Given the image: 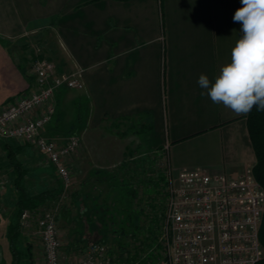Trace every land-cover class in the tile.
Returning a JSON list of instances; mask_svg holds the SVG:
<instances>
[{"label":"crops","instance_id":"0c3cea01","mask_svg":"<svg viewBox=\"0 0 264 264\" xmlns=\"http://www.w3.org/2000/svg\"><path fill=\"white\" fill-rule=\"evenodd\" d=\"M240 7L241 0H0V110L30 90V59L45 57L58 71H81L84 82L82 90L55 92L46 137L61 142L71 136L68 130L82 111L81 136L140 118L149 132L138 137V158L166 147L173 174L196 169L237 175L256 163L246 115L201 96L197 81L201 74L213 79L230 62L242 35L233 21ZM100 146L92 153L84 144L68 169L81 167L83 179L93 184L105 181L100 172L116 175L110 169L121 164L115 154L125 146L112 145L111 153L105 146L98 154ZM42 159L32 147L0 138V264H44L39 238L17 219L21 192L33 197L26 191L28 163L38 181H53L51 171L60 182ZM90 192L83 197L92 200ZM89 209L93 204L84 211Z\"/></svg>","mask_w":264,"mask_h":264},{"label":"built area","instance_id":"2783aa9c","mask_svg":"<svg viewBox=\"0 0 264 264\" xmlns=\"http://www.w3.org/2000/svg\"><path fill=\"white\" fill-rule=\"evenodd\" d=\"M30 90L0 110V138L32 147L53 166L64 189L73 183L69 158L80 137L63 141L43 134L54 115V94L61 87L82 90L81 71H58L45 57L30 59ZM166 150V147H165ZM163 150V151H165ZM166 205L159 224V264H256L264 257L260 227L264 219V188L248 167L234 176L181 170L173 174L167 164ZM5 185L0 181V195ZM57 211H23L19 222L32 230L42 245L44 264H119L102 242L85 246L82 257L66 262L60 256Z\"/></svg>","mask_w":264,"mask_h":264},{"label":"rangeland","instance_id":"374dc122","mask_svg":"<svg viewBox=\"0 0 264 264\" xmlns=\"http://www.w3.org/2000/svg\"><path fill=\"white\" fill-rule=\"evenodd\" d=\"M83 123L84 120L77 119L68 130L70 135L80 136V145L75 154H79L84 144L90 147L92 153H96L93 151L96 145H101L97 152L98 154H102L104 151L111 153L113 151H111L112 145L125 146L124 153L115 154L116 159H121V164L117 165L116 168L110 169L111 172L116 171V181L112 180L113 174H107L104 171V173L100 172L99 174H102V177L105 176V181L100 184H93L92 181L88 183V180L86 181L82 177L83 169L76 167L72 168L73 171L71 172L73 176L72 185L68 189H64L51 171L48 174L52 176L51 179L53 181L49 183L47 181H38L36 176H33L34 172L30 169V166H33L30 162L27 170L30 173L28 178L30 185L27 187V194L36 196L43 191L52 192V196L47 197L34 211L40 213L45 210L55 209L57 211L62 244L60 256H65L68 262L76 261L82 257V252L86 245L99 241L109 248V253L119 264H124V259L127 256L125 254L126 250L124 253H120L118 248L119 243L124 239L119 234V231L122 230L120 228L122 220L131 213L135 208L134 205L139 203V198L144 197L143 199L148 204H145L143 208L145 210L143 213V215L145 214L144 217H139V230L134 234L133 238H130V236L125 237L126 249L131 252L130 257H128L131 258L134 255L133 252L136 253L137 257L132 262H125V264H159L160 257H162L158 240L160 234L159 224L162 220L157 222V225H151L150 220L153 215H159L164 211L166 205L165 188L167 178L165 175L167 165L165 151L159 149L157 152H144L146 154L138 158V155L143 153L141 152L142 147L136 146L137 142H139L138 137L140 138L149 132L146 125L143 126L141 123L140 118L115 121V123L110 125L111 127H107V125L99 131L91 130L90 133L81 136L79 126ZM105 146L107 151H103ZM129 156L135 157V159L128 161L127 158ZM14 160L16 165H21V161L18 158ZM89 161L87 160L88 163ZM45 163L47 162L42 159L40 164L47 168ZM91 163L93 165L92 161ZM84 169L87 170L86 166ZM93 174L96 175V173ZM159 176L164 177L163 182L158 181ZM93 186L96 188L90 192L89 188ZM130 189L136 192V198L133 195H131L132 197L128 195L129 192L127 191ZM150 191L151 194L147 196L146 194H149ZM84 192H90L89 195L94 198L91 200L87 199L89 196L83 197ZM83 198H86L87 201ZM129 201L133 202L130 203ZM85 204L86 206H92L93 204V210L84 211ZM150 204L153 205L152 210L147 207ZM141 205H144L143 201ZM92 212L93 215L91 214ZM148 227L150 231H148ZM141 249L143 250L141 251Z\"/></svg>","mask_w":264,"mask_h":264},{"label":"clouds","instance_id":"9594fccd","mask_svg":"<svg viewBox=\"0 0 264 264\" xmlns=\"http://www.w3.org/2000/svg\"><path fill=\"white\" fill-rule=\"evenodd\" d=\"M233 21L241 24V37L231 49L230 62L213 78L201 74L198 85L214 104L236 115L255 107L264 111V0H241Z\"/></svg>","mask_w":264,"mask_h":264},{"label":"trees","instance_id":"16d2710c","mask_svg":"<svg viewBox=\"0 0 264 264\" xmlns=\"http://www.w3.org/2000/svg\"><path fill=\"white\" fill-rule=\"evenodd\" d=\"M82 112H79L77 114L78 120H81L80 117H81ZM245 122L247 124V133H248V136L250 138L251 147L253 148L254 154H255L256 163L253 166V173L255 174V177H256V180L258 181V183L262 186V188H264V111H257L256 108L254 107L251 110V112L246 115ZM112 177H113L112 180L116 181V178H117L116 175L114 174ZM158 181L163 182L164 177L159 176ZM127 192H129L128 195H130V196L133 195L134 198H136V192L135 191L130 189ZM51 194H52V192L48 193V192L44 191V192L36 195V197L33 196L32 198H30V197L26 196L25 193L21 192V196H20L21 198L17 202V207H18L17 208L18 209L17 219L19 220L20 215L23 211L34 210L40 203H43L44 200L47 199V197L52 196ZM150 194H151V191L149 192V194L147 193L146 195L148 196ZM143 198H139V203H136L135 205L133 204L135 206V208L131 211V213L126 215L127 216L126 218L124 217V219L122 220V226L120 227L122 230L119 231L120 232L119 234L122 235L124 237V239L121 240V242L118 245V248L120 249V253H124L126 250L125 254L127 256L124 259V264H125V262H127V263L132 262L137 257L136 253L133 252L134 255L131 258H129L130 257L129 255L131 254V252L127 251V249H126V244H125L126 238L125 237L130 236V238H133L134 234H136V232L139 230V226H138V223L140 220L139 217L140 218L144 217L145 214L143 215V213L145 210L143 208H144L145 204H148L147 202H145V200ZM142 201L144 203L143 206L141 205ZM146 201H147V199H146ZM129 202L131 203L133 201H129ZM152 206L153 205L150 204L147 207H150L152 210ZM163 214H164V211H162L159 215H153L152 219L150 220V223H152L151 225H153V224L157 225V222H160L161 219L163 218V216H164ZM15 229L16 228H14V230ZM148 231H150L149 227H148ZM259 235H260L261 247H264V219H262V224L260 227ZM143 247H145V245H143ZM142 250L143 249H141V251ZM143 264H145V263H143ZM256 264H264V257L260 258Z\"/></svg>","mask_w":264,"mask_h":264}]
</instances>
